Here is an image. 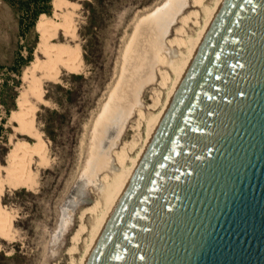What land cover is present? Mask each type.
<instances>
[{
	"label": "water",
	"instance_id": "obj_1",
	"mask_svg": "<svg viewBox=\"0 0 264 264\" xmlns=\"http://www.w3.org/2000/svg\"><path fill=\"white\" fill-rule=\"evenodd\" d=\"M85 264H264V0H223Z\"/></svg>",
	"mask_w": 264,
	"mask_h": 264
},
{
	"label": "rangeland",
	"instance_id": "obj_2",
	"mask_svg": "<svg viewBox=\"0 0 264 264\" xmlns=\"http://www.w3.org/2000/svg\"><path fill=\"white\" fill-rule=\"evenodd\" d=\"M46 1L0 0V165L7 164L15 142L20 139L35 141L15 129L16 122L10 116L18 108L17 97L28 87L25 72L35 58V49L33 59L29 61L28 56L39 40L37 20L45 13L37 17L36 12ZM73 1L80 3L76 39L70 41L63 34L60 37L69 39L72 44H80L83 65L77 72L62 69L55 81H47L44 85L47 102L39 104L36 125L46 141L48 157L43 165L34 167V187H8L2 195V202L14 217V228L9 239L0 238V264H79L89 239L87 230L81 236L78 254H68L72 235L80 225L79 215L101 195L103 174L119 170L114 151L133 138L142 142L145 116L157 112L162 102L156 108L149 105L153 104L156 95L162 101L166 97L168 86L161 85L158 69L170 70V67L158 62L154 80L147 82L140 93L141 106L135 105L122 124L120 138L109 153V167L94 177L96 160L90 158L94 128L122 78L126 47L130 45L131 36H134L142 18L149 12L159 15L160 10L156 7L161 5L163 9L164 2L168 0ZM213 2L205 0L206 4L212 5ZM194 9L199 11L198 19L201 21L202 7H193L192 0H187V5L170 23L164 37L166 47L162 51L168 58H178L184 50V47L169 45L168 40L182 25L181 17ZM54 12L52 0V12L48 15ZM193 19L195 16H190L185 27L190 34L199 27ZM139 108L145 113L143 118L139 115ZM122 118V114H118L112 121L109 136L114 135L113 129L118 127ZM108 141L110 138L106 143ZM3 173L0 167V177ZM90 215L87 214L83 220L87 229L93 224Z\"/></svg>",
	"mask_w": 264,
	"mask_h": 264
},
{
	"label": "bare ground",
	"instance_id": "obj_3",
	"mask_svg": "<svg viewBox=\"0 0 264 264\" xmlns=\"http://www.w3.org/2000/svg\"><path fill=\"white\" fill-rule=\"evenodd\" d=\"M222 2L223 0H214L211 5L206 4L205 0H192L193 7H202L203 19L201 21L198 19L199 11L197 9L189 11V14L181 17L182 25L175 30L174 37L168 40L171 46L184 47L178 58H168L162 52L166 47L164 37L170 23L187 5V0L165 1L163 9L161 5L156 7L160 10L159 15L149 12L137 24L134 36H131L133 39L126 47L122 78L104 105L103 112L95 124L90 155V158L93 157V160H96L94 177L98 175V172L109 167L111 156L109 153L111 148H114L117 138H120L122 124L126 116L131 114L135 105L141 106L140 93L147 82L154 80L155 65L158 62L170 67V70L158 69L161 75L160 83L162 86L167 85L168 89L164 101L160 99L159 95H156L153 104L149 105L150 108H156L162 102L157 112H150L145 116L144 111L141 108L138 109L140 117L145 116L146 118L145 136L143 135L142 142L139 143V139L138 142L133 138L130 142H124L122 147H119L120 149H114L113 155L119 165V170L112 174L104 171L101 178L103 183L100 189L101 195L97 196L96 201L84 208L79 215L80 225L72 235V246L69 247L68 252V254H78V244L82 234L87 230L89 239L87 242L85 241L83 252H80L79 264H85ZM53 5L55 7L53 15L42 13L37 20L36 30L39 33V40L34 52L35 58L25 72L28 87L17 97L18 108L13 110L10 116L11 120L16 122L15 129L23 135L32 137L35 141L20 139L15 142L10 150L7 164L0 165L4 171L0 177V238L2 239H9L14 228V217L2 202V195L8 187H34L36 184L34 167L35 165L41 166L47 161V144L36 125V112L39 109V104L47 102L44 85L47 81H55L62 69L77 72L83 65L84 59L80 44H72L69 39L62 40L60 37V34H63L65 37H69L70 41L76 39L77 9L80 3L73 0H53ZM166 14L169 16L165 17ZM190 16H195L193 19L195 23L192 21L195 25L199 24L197 30L193 29L192 34L187 33L185 29ZM162 19H166V23L165 21L161 22ZM169 81H171L170 85H168ZM118 114H122L123 118L118 127L113 129L114 135L111 137L109 136L111 123ZM107 138H110V141L106 143ZM90 213L93 224L90 229H87L83 220Z\"/></svg>",
	"mask_w": 264,
	"mask_h": 264
},
{
	"label": "trees",
	"instance_id": "obj_4",
	"mask_svg": "<svg viewBox=\"0 0 264 264\" xmlns=\"http://www.w3.org/2000/svg\"><path fill=\"white\" fill-rule=\"evenodd\" d=\"M42 12H45V13H47V14H51V12H52V0H47L46 1V4L41 8V9H39V11L38 12H36V15H37V17L40 15V13H42ZM38 37V36H37ZM34 49L35 48H32V49H30V53H29V61L30 60H32L33 59V52H34Z\"/></svg>",
	"mask_w": 264,
	"mask_h": 264
}]
</instances>
